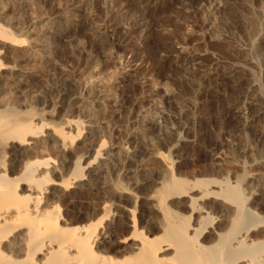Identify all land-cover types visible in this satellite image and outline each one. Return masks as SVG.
I'll use <instances>...</instances> for the list:
<instances>
[{"label": "rangeland", "instance_id": "1", "mask_svg": "<svg viewBox=\"0 0 264 264\" xmlns=\"http://www.w3.org/2000/svg\"><path fill=\"white\" fill-rule=\"evenodd\" d=\"M0 1V24L34 39L26 59L16 60L11 85L0 83V102L19 96L14 101L22 109L44 110V123L82 120L79 148L88 150V161L105 142L94 165L100 178L77 183L73 192L94 189L111 205L119 185L142 196L153 193L166 168L157 153L171 156L179 178L246 172L260 179L253 191L264 192V0H137L132 6L129 0ZM105 3L112 12L103 11ZM135 19L151 29L119 45L122 51L106 44V29L121 36ZM71 27L87 28L86 36L63 38ZM55 37L62 40L52 45ZM70 100L79 113L61 111ZM50 144L42 157L68 168L64 153ZM49 190L52 198L61 191ZM95 203L82 199L77 214L93 213ZM60 204L64 212L70 208L69 200ZM117 219L115 213L108 225Z\"/></svg>", "mask_w": 264, "mask_h": 264}, {"label": "bare ground", "instance_id": "2", "mask_svg": "<svg viewBox=\"0 0 264 264\" xmlns=\"http://www.w3.org/2000/svg\"><path fill=\"white\" fill-rule=\"evenodd\" d=\"M135 1L129 0L130 6ZM105 10L112 12L107 3ZM147 23L136 20L121 36L106 29V44L120 51L119 45L136 41L138 33L151 29ZM3 25L0 83L6 87L19 71L16 60L27 57L25 49L32 48L34 39L26 31L14 35L10 26ZM86 29L71 27L60 35L86 36ZM54 39L52 45L62 40ZM4 100L0 102V264H264V192L253 191L260 182L257 177H247L246 172L223 177L214 171V177L188 181L177 177L171 156L157 153L155 159L166 168L153 193L142 196L119 185L112 193L117 203L100 202L94 189L82 195L72 190L93 175L100 178L94 165L105 142L88 161V150L79 148L86 130L82 120L67 117L60 124L44 123L43 109L30 105L22 109L16 100ZM71 100L59 108L79 113L76 99ZM51 142L52 149L64 153L68 168L53 167L56 161L44 158ZM58 175L59 180L53 179ZM50 186L61 190L53 198ZM82 199L96 201L93 213L77 214ZM63 200L70 201L65 212ZM126 200L131 206L124 204ZM115 213L118 219L111 227L108 222Z\"/></svg>", "mask_w": 264, "mask_h": 264}]
</instances>
